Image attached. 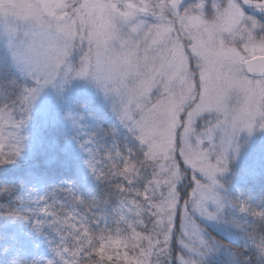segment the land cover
Here are the masks:
<instances>
[{
	"label": "snow or ice",
	"instance_id": "snow-or-ice-1",
	"mask_svg": "<svg viewBox=\"0 0 264 264\" xmlns=\"http://www.w3.org/2000/svg\"><path fill=\"white\" fill-rule=\"evenodd\" d=\"M0 264H264V0H0Z\"/></svg>",
	"mask_w": 264,
	"mask_h": 264
}]
</instances>
